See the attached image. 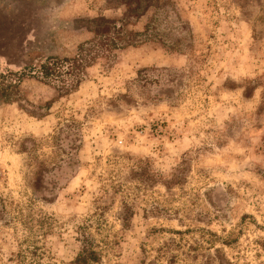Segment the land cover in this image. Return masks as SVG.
<instances>
[{
    "label": "rangeland",
    "instance_id": "obj_1",
    "mask_svg": "<svg viewBox=\"0 0 264 264\" xmlns=\"http://www.w3.org/2000/svg\"><path fill=\"white\" fill-rule=\"evenodd\" d=\"M86 252L264 264V0H0V264Z\"/></svg>",
    "mask_w": 264,
    "mask_h": 264
},
{
    "label": "trees",
    "instance_id": "obj_2",
    "mask_svg": "<svg viewBox=\"0 0 264 264\" xmlns=\"http://www.w3.org/2000/svg\"><path fill=\"white\" fill-rule=\"evenodd\" d=\"M99 26L94 29V39L92 41H88L84 44H82L79 48L80 54L76 59L73 60H59L57 58H49L46 60L45 63H43L40 67V77L41 80L48 81V82H54L57 81L59 78L62 77L63 74L67 75L68 78H75L76 83H79L81 80V73H82V62H83V52L85 51V46L91 45L98 41L99 39L103 41L105 46L114 48V49H121L126 46H131L134 43L131 41V39L137 34L132 32H126L124 30V27L121 26L117 28V24H114V22H108L106 19L102 18L99 20ZM104 23V24H103ZM114 24V25H112ZM115 31V37L117 40L113 39L112 41L109 40V36L113 35L112 31ZM111 38V37H110ZM108 40V41H107ZM121 44V45H120ZM136 44V43H135ZM68 65V68L66 69V72L63 73L62 70L64 67ZM20 81V80H19ZM73 83V84H76ZM11 84H7L6 87H3L4 90H2L3 98L8 101H10L8 98L10 97V94L6 92L5 90H8L9 87H11ZM80 264H89V263H96L98 262V255L95 252H86L84 255H80V259L78 260Z\"/></svg>",
    "mask_w": 264,
    "mask_h": 264
}]
</instances>
